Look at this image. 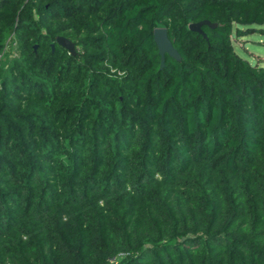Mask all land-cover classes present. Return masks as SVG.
<instances>
[{
    "label": "trees",
    "instance_id": "16d2710c",
    "mask_svg": "<svg viewBox=\"0 0 264 264\" xmlns=\"http://www.w3.org/2000/svg\"><path fill=\"white\" fill-rule=\"evenodd\" d=\"M255 34L264 0H0V264H264Z\"/></svg>",
    "mask_w": 264,
    "mask_h": 264
},
{
    "label": "water",
    "instance_id": "95a60500",
    "mask_svg": "<svg viewBox=\"0 0 264 264\" xmlns=\"http://www.w3.org/2000/svg\"><path fill=\"white\" fill-rule=\"evenodd\" d=\"M204 26H208L210 28H216L217 25L211 23L210 21H203L200 23L191 24L189 26V29L193 32L199 33L204 37V39H207V35L203 32L202 28ZM154 41L157 45L159 55L161 57V67L160 70H163L165 67V60L166 56H169L173 59L180 60L181 56L178 53V51L175 49L173 43L170 41L168 37V32L164 28L156 29L154 32ZM57 43L68 50L72 55H76V46L73 42L69 41L68 39L64 37H58ZM54 48V45H52ZM38 46L36 45L34 47V50L36 52Z\"/></svg>",
    "mask_w": 264,
    "mask_h": 264
},
{
    "label": "rangeland",
    "instance_id": "374dc122",
    "mask_svg": "<svg viewBox=\"0 0 264 264\" xmlns=\"http://www.w3.org/2000/svg\"><path fill=\"white\" fill-rule=\"evenodd\" d=\"M236 52L252 64L261 62L264 67V34H255L234 42Z\"/></svg>",
    "mask_w": 264,
    "mask_h": 264
},
{
    "label": "built area",
    "instance_id": "2783aa9c",
    "mask_svg": "<svg viewBox=\"0 0 264 264\" xmlns=\"http://www.w3.org/2000/svg\"><path fill=\"white\" fill-rule=\"evenodd\" d=\"M1 57V56H0Z\"/></svg>",
    "mask_w": 264,
    "mask_h": 264
}]
</instances>
